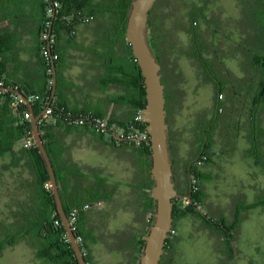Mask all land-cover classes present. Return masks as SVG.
I'll list each match as a JSON object with an SVG mask.
<instances>
[{"label":"trees","instance_id":"trees-1","mask_svg":"<svg viewBox=\"0 0 264 264\" xmlns=\"http://www.w3.org/2000/svg\"><path fill=\"white\" fill-rule=\"evenodd\" d=\"M17 3V0H13ZM209 0L203 4L192 5L189 12V22H185L183 29H185L192 37L193 52L189 55L195 58L201 65L207 82L213 83L215 86V112L212 117L207 119L201 116L198 120L195 131V142L198 144L197 149L193 151L192 157L184 162L185 179L182 180L177 173L176 160L173 153V145L171 142V132L169 127V142L171 150V158L173 162V179L175 188L179 193L188 194L190 192L189 174H192V180L197 189L193 191L192 201L184 203L181 198H175L173 216L175 230V220L182 216L193 215L200 217L203 223L219 234L224 243L230 249L228 257H233L232 242L235 240L236 232L240 223L244 220L245 215L242 214L240 204L235 207L233 219L230 221L226 216L220 219H214L208 213L200 211L199 207L205 204L207 193L201 186L205 180L212 179V176L203 170L206 165L216 163L214 160V142L216 139L214 134L217 129L222 131L226 140L221 144L228 145L218 149V156L230 154L236 149L233 137L237 138L238 133L242 128H246L250 147L247 154L254 158V160L264 167V127L260 122V109L264 105V0H239L242 15L239 18V33L240 39L232 45L231 53L237 56L242 55L241 67L244 71V76H232L231 72H227V77L220 74V68L224 67L225 49L222 47L223 42L217 44L207 39V36L199 31V21H205L220 24L221 20L208 17L207 7ZM46 7L45 17L42 23L40 32V52L42 59V66L47 80V86L40 92L35 91L28 83L10 79L6 74L5 64L3 63L4 53L1 49L0 42V85L16 87L21 90L33 102L36 114H40L44 108L49 104L52 96V76L54 58H47L42 52V46L46 44L47 40L42 36L44 33H49L50 48L53 54H57L55 64H59L60 54L55 49V43L60 33L67 31L72 33L75 25L82 21H89L93 18L103 20L106 32H113L117 35L120 47L125 44V50L130 55V59L123 55L122 47L121 53L118 56V71L120 74L119 84L127 86L129 91V99L123 98L131 108V117L126 122H113L109 120L110 124H116L119 127L127 128L128 124L134 119V114L137 109L145 108L146 106V91L144 77L141 73L140 66L135 55L132 52L130 43L126 40V22L131 7V0H44ZM56 11V16L53 18V12ZM14 13V12H12ZM110 14L108 18H102L104 14ZM92 17V18H90ZM53 20V28L50 32L49 25ZM148 34L150 36L151 44L153 45L158 60L161 64L162 82L165 85V107L167 109V122H169V114L172 107L182 100L180 89L177 87L178 77L180 76L177 70V63L173 66L169 65V55L173 53L176 44L173 33L168 32L164 24V14L161 12V0H157L149 12ZM212 25H210V28ZM218 28H211L209 31L211 36L217 38L221 33V24ZM220 28V29H219ZM209 37V36H208ZM5 37L0 32V41ZM213 52L212 60L205 55ZM170 68L168 75L170 82H174L175 86L171 89L169 81L165 78V71ZM259 76L258 88H255V77ZM225 78V79H224ZM220 93H223L225 98H220ZM34 95H39L40 99H33ZM20 96L12 91H7L0 88V155L11 153L14 156L22 154L28 158L31 163V171L34 176L33 184L35 190L27 199L26 204L23 203L21 211V219L18 222V229L15 233L8 231L0 237V252L6 245H11L19 241H26L33 249L35 257L42 259L50 264H80L75 254V251L68 240L66 230L61 220L57 209L54 194L52 192L50 176L47 171L45 161L36 144L26 147L23 142L27 138L32 139V126L30 119L27 117L29 108L24 101L20 100ZM122 100V101H123ZM230 103L232 104L231 107ZM237 105V106H236ZM51 113L47 116H42L39 121V129L44 138L45 144L51 155L50 135L48 131V121L55 120L56 122L65 121L67 123H74L75 117L79 115L99 116L87 113L82 110H73L67 108L64 104L57 101H52L49 105ZM239 109L238 118L232 116L231 108ZM228 108V111L226 110ZM244 109V110H243ZM227 112H226V111ZM243 110V111H242ZM243 112V113H242ZM245 119L242 120V115ZM105 118V117H104ZM169 124V123H168ZM82 126H88L83 124ZM95 130L96 128L93 127ZM145 128V125L143 126ZM97 131V130H96ZM98 132V131H97ZM100 133V132H98ZM104 135L103 133H100ZM148 156L149 167L151 166V146L149 139L136 143ZM199 161L202 162L199 165ZM193 162V163H192ZM191 165V166H190ZM152 178V176H151ZM153 186V178L151 179L150 189ZM258 204L264 206V198H261ZM65 209L70 215L73 208H79L78 212V229L75 231L76 235H82L84 241L83 247L88 250L86 244V235L82 231L81 209L84 207L81 204H73L71 206L64 203ZM252 206H245V210ZM155 204L151 196L150 210L151 216L148 225L143 232L145 235L148 227L152 221ZM179 238L175 233L170 232V236L166 240L164 253L159 264H172L173 252L175 250L176 242ZM142 247L144 245V238L139 240ZM86 260L92 259L89 250L85 255Z\"/></svg>","mask_w":264,"mask_h":264},{"label":"crops","instance_id":"crops-1","mask_svg":"<svg viewBox=\"0 0 264 264\" xmlns=\"http://www.w3.org/2000/svg\"><path fill=\"white\" fill-rule=\"evenodd\" d=\"M45 12L44 0H17V3L0 0V32L5 37L0 42L6 74L10 79L28 83L37 92L47 86L40 52ZM101 22L103 20L93 18L77 23L72 33H60L55 43L60 60L56 66L54 101L116 123L126 122L132 114L130 105L123 100L129 99L130 89L119 84L121 47L125 58L130 59V55L125 44L120 47L117 35L106 32ZM237 56L242 59L240 53ZM237 75L243 77L244 71L239 69ZM258 81L259 76L255 77V88ZM259 117L264 127V105ZM48 131L50 156L63 203L90 205L81 209L80 225L92 260L95 264H137L139 240L144 237L151 216L152 178L147 154L136 142L101 135L91 125L52 119L48 121ZM84 150L91 151L96 159H85ZM213 150L216 163L203 167L208 174L209 167L219 164L217 158L221 157L217 149ZM114 207L119 212L131 213V219L129 215L121 227L115 229L110 226V211ZM188 217L175 220L178 238L180 222ZM22 244L29 250L31 264H50L37 259L26 241L6 245L0 255Z\"/></svg>","mask_w":264,"mask_h":264},{"label":"rangeland","instance_id":"rangeland-1","mask_svg":"<svg viewBox=\"0 0 264 264\" xmlns=\"http://www.w3.org/2000/svg\"><path fill=\"white\" fill-rule=\"evenodd\" d=\"M205 1L207 0H161L165 28L173 33L177 46L169 55V65L172 67L174 62L177 63L180 73L177 87L180 89L182 100L179 103H171L175 106L169 114V124L177 173L182 180L185 179L184 162L192 157L198 146L194 143L198 120L201 116L209 119L215 112V86L207 82L201 65L189 55L194 49L192 37L183 29L185 22H189L188 12L191 6L203 4ZM207 13L209 18L221 20L219 29L222 34L224 32L226 38L221 37V34L217 38L211 36L209 30L218 28L220 24L208 23L204 19L199 21V31L211 42H223L224 67L220 68V74L227 77V72L230 71L235 77L238 70L242 69L241 58L231 53L232 45L240 39L238 21L242 12L239 0H209ZM109 16L110 14L106 13L102 18ZM205 55L211 60L214 56L213 52L206 51ZM169 73L171 72L168 67L165 78L172 89L175 84L170 82ZM231 106L230 103L228 108ZM231 111L232 116L238 118V107H235V110L234 107L231 108ZM244 116L243 114L242 120L245 119ZM221 132L217 129L214 134L216 142L213 145L217 150L228 146L221 144L226 140V136ZM231 139L236 145L235 151L217 158L219 164L209 167L213 178L201 183L207 196L205 204L199 209L214 219L226 216L231 221L235 207L239 206V201L243 199L240 209L245 218L232 242L235 254L233 258L228 257L230 249L220 235L208 228L200 217L189 215L180 222L179 241L175 245L172 264H264V206L258 204L260 199L264 198V167L256 165L247 154L250 145L246 128H242L237 138ZM83 156L85 159H96L88 150H84ZM33 181L31 163L26 156H14L11 153L0 155V237L8 231H17L23 203L26 204L35 190L36 184L34 185ZM245 206L252 207L245 210ZM116 207L110 211V226L113 229L121 227L129 215L131 219V213L123 210L119 212ZM113 229L112 231H115ZM0 264H31L28 248L22 244L14 249H7L0 255Z\"/></svg>","mask_w":264,"mask_h":264},{"label":"water","instance_id":"water-1","mask_svg":"<svg viewBox=\"0 0 264 264\" xmlns=\"http://www.w3.org/2000/svg\"><path fill=\"white\" fill-rule=\"evenodd\" d=\"M157 0H131L126 22V39L132 47L144 77L146 91V106L144 108V118L149 133V144L151 146V176L153 178L152 197L155 209L152 221L144 235V245L139 255L137 264H159L164 253L167 238L174 226V199H188L192 201V174H189L190 192L188 194L179 193L175 188L173 179V162L171 158L169 142V124L167 122V109L165 107V85L162 82L161 64L156 51L151 44L148 34L149 12ZM56 11L53 12V18ZM53 28V20L50 23V30ZM53 64V86L52 96L48 106L52 103L56 91V64ZM0 88L17 93L27 104L30 112V122L32 126V136L35 144L45 161L47 171L50 176L52 192L55 197L57 209L63 222L68 240L70 241L80 264H86V258L82 251V246L78 242L76 233L72 229L69 215L65 209L57 174L48 148L45 144L42 133L39 129V121L45 113L44 108L40 114H36L33 102L26 94L16 87L3 86ZM193 163V162H192ZM191 166V165H190Z\"/></svg>","mask_w":264,"mask_h":264},{"label":"built area","instance_id":"built-area-1","mask_svg":"<svg viewBox=\"0 0 264 264\" xmlns=\"http://www.w3.org/2000/svg\"><path fill=\"white\" fill-rule=\"evenodd\" d=\"M92 18V17H90ZM44 39L47 40L46 44L42 46V52L47 58H58L57 54H53L51 52L50 48V41H48L50 34L49 33H44L42 36ZM220 98H223V93H220L219 95ZM33 99L39 100L40 97L39 95H34ZM21 101L22 98H20ZM51 113V108L48 106L45 109L44 116L49 115ZM27 117L30 119V113L27 114ZM74 123L83 125V124H88L96 128V130L100 133L107 134V135H114L117 139L122 140V141H127V142H136L140 143L142 141H147L149 139V133L147 130L145 118H144V108H139L136 110L134 114V119L128 124L127 128H122L117 126L116 124H110L109 120L104 117H99V116H93V115H88V116H83L79 115L78 117H75ZM145 125V128L143 126ZM35 144V141L31 138H27L23 142V146L29 147ZM202 162L199 161V165H201ZM192 186L193 190L197 189V186L194 185V181L192 180ZM184 203H188V199H183ZM89 204L84 205V207H89ZM78 212L79 208H73L70 212L69 218H70V223L72 225V229L75 232L78 229ZM171 232L175 233V230H171ZM78 242L82 246V251L84 256L88 253V250L83 247L82 243L84 241V238L82 235H76ZM86 264H95V262L92 259H87Z\"/></svg>","mask_w":264,"mask_h":264},{"label":"flooded vegetation","instance_id":"flooded-vegetation-1","mask_svg":"<svg viewBox=\"0 0 264 264\" xmlns=\"http://www.w3.org/2000/svg\"><path fill=\"white\" fill-rule=\"evenodd\" d=\"M55 11V10H54ZM52 21V20H51ZM49 29H50V25H49ZM50 32H51V30H50ZM50 38V37H49ZM50 41V40H49ZM169 123V122H168ZM169 127H170V124H169ZM171 134V133H170ZM119 140V139H118ZM192 191H194L193 190V187H192ZM233 244V243H232ZM234 249V248H233ZM234 254H235V250H233V253H232V255L234 256ZM233 258V257H232ZM172 260H173V257H172Z\"/></svg>","mask_w":264,"mask_h":264}]
</instances>
